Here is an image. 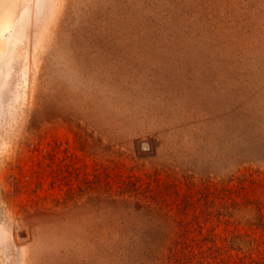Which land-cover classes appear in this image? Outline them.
Listing matches in <instances>:
<instances>
[{"label":"rangeland","instance_id":"rangeland-1","mask_svg":"<svg viewBox=\"0 0 264 264\" xmlns=\"http://www.w3.org/2000/svg\"><path fill=\"white\" fill-rule=\"evenodd\" d=\"M0 264H264V0H0Z\"/></svg>","mask_w":264,"mask_h":264},{"label":"bare ground","instance_id":"bare-ground-1","mask_svg":"<svg viewBox=\"0 0 264 264\" xmlns=\"http://www.w3.org/2000/svg\"><path fill=\"white\" fill-rule=\"evenodd\" d=\"M9 3V2H8ZM11 3V2H10ZM13 3V2H12Z\"/></svg>","mask_w":264,"mask_h":264}]
</instances>
